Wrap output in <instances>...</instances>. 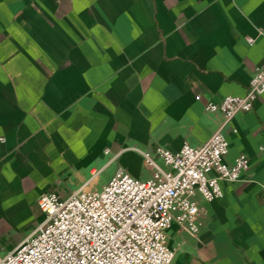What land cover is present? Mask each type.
Instances as JSON below:
<instances>
[{"label": "crops", "instance_id": "obj_1", "mask_svg": "<svg viewBox=\"0 0 264 264\" xmlns=\"http://www.w3.org/2000/svg\"><path fill=\"white\" fill-rule=\"evenodd\" d=\"M263 61L264 0H0V255L43 220L40 193L145 178L139 150L204 142L221 120L204 104ZM223 130L248 168L200 200L197 238L171 223L173 264H264V92Z\"/></svg>", "mask_w": 264, "mask_h": 264}, {"label": "built area", "instance_id": "obj_2", "mask_svg": "<svg viewBox=\"0 0 264 264\" xmlns=\"http://www.w3.org/2000/svg\"><path fill=\"white\" fill-rule=\"evenodd\" d=\"M246 39L251 44L255 36ZM263 92L264 61L255 67L244 94L204 104L206 112L221 115L204 142H184L175 151L163 146L139 150L147 177L118 168L99 188L81 185L67 196L40 193L36 204L43 220L0 255V264H173L176 249L167 241L171 223L197 238L206 212L200 200L221 197L220 180L236 181L247 170L245 153L225 161L223 129Z\"/></svg>", "mask_w": 264, "mask_h": 264}]
</instances>
